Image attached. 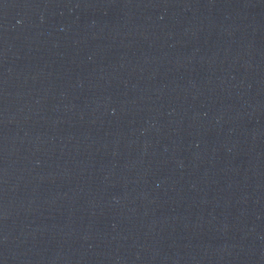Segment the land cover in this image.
<instances>
[{
	"label": "water",
	"instance_id": "95a60500",
	"mask_svg": "<svg viewBox=\"0 0 264 264\" xmlns=\"http://www.w3.org/2000/svg\"><path fill=\"white\" fill-rule=\"evenodd\" d=\"M0 264H264V0H0Z\"/></svg>",
	"mask_w": 264,
	"mask_h": 264
}]
</instances>
